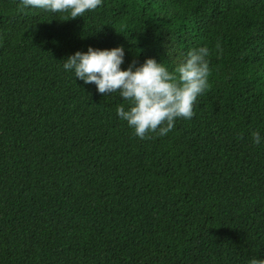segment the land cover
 <instances>
[{"label": "trees", "instance_id": "obj_1", "mask_svg": "<svg viewBox=\"0 0 264 264\" xmlns=\"http://www.w3.org/2000/svg\"><path fill=\"white\" fill-rule=\"evenodd\" d=\"M18 2L0 0V264L264 258V143L251 142L264 135V0H102L73 19ZM89 45L169 70L207 46L209 86L191 119L139 139L118 94L62 69Z\"/></svg>", "mask_w": 264, "mask_h": 264}, {"label": "clouds", "instance_id": "obj_2", "mask_svg": "<svg viewBox=\"0 0 264 264\" xmlns=\"http://www.w3.org/2000/svg\"><path fill=\"white\" fill-rule=\"evenodd\" d=\"M101 5L102 0H19L17 7L66 14L67 19H73L84 17ZM216 49L219 55L222 51L219 42ZM125 55L123 45L110 48L89 45L87 50H76L63 59L62 69L73 73L84 85L94 84L100 94H118L125 103L116 107V115L139 139L154 138L151 134L164 137L177 119L194 116V104L209 86L207 46L189 49L173 70L152 56L142 63L132 59L127 67H122ZM251 142L264 143L260 130L251 132ZM248 264H264V258L253 257Z\"/></svg>", "mask_w": 264, "mask_h": 264}]
</instances>
